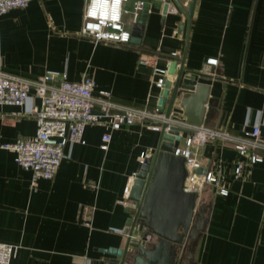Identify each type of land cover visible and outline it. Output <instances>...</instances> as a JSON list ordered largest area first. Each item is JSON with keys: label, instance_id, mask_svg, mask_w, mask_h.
I'll return each instance as SVG.
<instances>
[{"label": "crops", "instance_id": "obj_1", "mask_svg": "<svg viewBox=\"0 0 264 264\" xmlns=\"http://www.w3.org/2000/svg\"><path fill=\"white\" fill-rule=\"evenodd\" d=\"M135 1V0H131ZM186 7L190 0H178ZM85 0H31L23 9L0 15V70L34 79L46 70L64 71L69 81L84 76L113 101L157 108L160 89L154 67L171 60L209 77L202 125L241 134L258 123L264 141V0H196L189 29L171 0H152L139 45L95 41L81 34ZM125 21L131 28L129 17ZM176 52L177 57H171ZM208 58L217 59L207 65ZM23 106H0V143L32 137L29 109L40 100L30 92ZM176 115V114H174ZM178 118H183L180 115ZM109 134L107 149L101 148ZM159 132L133 124L119 129L88 125L84 144L64 146L51 180L31 185V171L0 149V242L15 245L10 264H102L103 249L122 247L133 203L126 187L144 158L153 154ZM262 161L245 164L228 142L207 141L198 150L200 167L220 173L227 195L205 184V224L188 245L182 264H264V151Z\"/></svg>", "mask_w": 264, "mask_h": 264}, {"label": "built area", "instance_id": "obj_2", "mask_svg": "<svg viewBox=\"0 0 264 264\" xmlns=\"http://www.w3.org/2000/svg\"><path fill=\"white\" fill-rule=\"evenodd\" d=\"M31 0H0V15L13 9L26 8ZM81 34L95 41L128 44L131 28L125 21L129 17L133 24L139 16L144 0H85ZM176 52L171 57H177ZM217 59L208 58L207 65L216 64ZM157 78L152 83L162 89L167 77L166 68L154 67ZM33 96L39 98V105L32 104L29 113L36 122V131L32 137L18 138L14 142L0 143V149L13 152L14 161L22 168L31 171V185L39 179L51 180L57 173L64 158V146L84 144L83 132L88 125H105L119 129L133 124L145 125L159 131L175 126L184 129L180 139L174 142L175 156L184 158L187 175L184 180L185 192H197L200 195L205 184L217 187L218 193L227 195L222 175L212 171L195 173L200 167L198 150L207 141L231 143L238 155L245 161H238L233 169L234 178H243L245 164L262 161L259 150L264 151V141L260 139L259 124L250 130L235 134L227 129L212 128L204 125H192L183 118L157 108L122 105L112 100L109 90H95V82L84 76L80 81H69L64 71L46 70L34 79L25 78L0 70V106H23ZM0 115L3 113L0 111ZM109 134H103L101 148L107 149ZM141 154V161L144 159ZM129 187L125 188L123 202L129 200ZM132 202V201H131ZM133 203V202H132ZM133 203V214H135ZM17 247L0 242V264H10Z\"/></svg>", "mask_w": 264, "mask_h": 264}, {"label": "water", "instance_id": "obj_3", "mask_svg": "<svg viewBox=\"0 0 264 264\" xmlns=\"http://www.w3.org/2000/svg\"><path fill=\"white\" fill-rule=\"evenodd\" d=\"M145 4L132 24L130 42L141 43L147 13L152 0ZM163 2L162 14L167 13L171 0ZM182 11L189 29L196 0L184 8L172 0ZM209 77L203 71L187 70L183 62L171 60L167 77L160 89L157 109L166 116L171 113L183 117L192 125H202L208 86L198 79ZM153 154L139 163L129 190V200L135 205V214L127 219L122 234L126 236L122 247H109L102 252L107 257L102 264H182L184 252L203 230L206 204H198L197 192L183 190L187 171L182 156H175L174 142L184 129L175 126L160 128ZM195 173L205 172L196 168ZM186 264H189L187 262Z\"/></svg>", "mask_w": 264, "mask_h": 264}, {"label": "flooded vegetation", "instance_id": "obj_4", "mask_svg": "<svg viewBox=\"0 0 264 264\" xmlns=\"http://www.w3.org/2000/svg\"><path fill=\"white\" fill-rule=\"evenodd\" d=\"M185 253V252H184Z\"/></svg>", "mask_w": 264, "mask_h": 264}]
</instances>
